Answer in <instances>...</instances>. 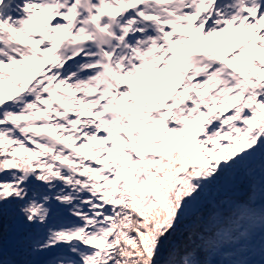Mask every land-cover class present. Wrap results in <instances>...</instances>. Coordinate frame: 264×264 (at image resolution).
Returning a JSON list of instances; mask_svg holds the SVG:
<instances>
[{"label":"snow or ice","instance_id":"6c2138e0","mask_svg":"<svg viewBox=\"0 0 264 264\" xmlns=\"http://www.w3.org/2000/svg\"><path fill=\"white\" fill-rule=\"evenodd\" d=\"M0 264H264V0H0Z\"/></svg>","mask_w":264,"mask_h":264}]
</instances>
